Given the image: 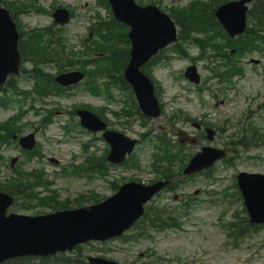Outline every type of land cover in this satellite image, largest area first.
<instances>
[{
    "label": "rangeland",
    "instance_id": "rangeland-1",
    "mask_svg": "<svg viewBox=\"0 0 264 264\" xmlns=\"http://www.w3.org/2000/svg\"><path fill=\"white\" fill-rule=\"evenodd\" d=\"M4 1L29 2L45 11L37 14L35 11L30 10L31 12L28 13L17 14L20 17L21 28L25 32L34 28L45 29L49 27L52 21L50 14L56 8L72 11L73 18L69 24L62 27L56 26L53 30L58 31V34L66 39V45L72 46L76 54L83 53L79 48L80 38H83L89 31V27L93 23V16L97 13L101 19L108 20L107 11L97 6V0ZM142 1L144 3L158 2L161 10L170 12L175 7H188L195 0ZM200 1L205 4L208 3V0ZM251 6L252 4H249L250 8ZM191 11H198V8ZM17 12L22 13L23 11L17 10ZM247 24L249 25V22ZM261 34L264 35V31ZM202 37L203 35L200 34H190L192 39ZM184 46L190 57L198 55L199 51L194 45L185 43ZM165 57H169L170 60H161L156 67L148 68L151 76L159 85L157 98L162 104L163 116L157 123L148 122L146 128L138 122H128L127 125L122 124L123 120L111 115V111L120 109L121 104L107 103L105 98L90 94L88 92L89 86L86 85L87 81H84L70 91L68 95L50 96L43 101H33L31 99L26 101L24 104L25 110L30 107L38 110L43 109L38 114L27 110L29 113L22 121V124L25 125L22 134L35 133L38 152L41 157L35 156L31 160H26L24 156L20 155L15 168L26 171H36L43 168L45 175L42 174V177L48 181L49 188L55 190L60 200L72 199L79 194L90 191H94L99 196H109L112 193V187L110 184H106V180L125 183L128 182V179H138L146 184L155 177L151 170V148L147 143H143L138 148L137 154H135V158L140 162L139 170L111 169L106 177H94L93 180L62 175V169L66 164L70 165L71 153H78L80 143L89 141L94 137L85 132L81 133L79 129H76L73 124L76 123L77 117L76 115H70L69 111L72 106L80 104L93 109H101V111L103 107H106L107 111H110H103L102 113L111 123L113 129L133 138L138 137L146 129H152L154 134L157 133L158 125H161L163 129H167L166 131L169 133V130L179 128L181 126L179 123L182 120L177 121L176 126L172 127L169 124V118L175 116L176 112L180 110L187 113L191 118L205 120L210 123L211 128L217 132L211 146L221 148L232 142L229 156H234V158L231 163L225 165L221 162L215 166L216 169L212 179L199 175L180 185L176 192L180 200L190 196L194 198L189 215L181 220V229H168L153 234L150 239L140 240L138 243L135 241L130 242L132 244L114 241L104 246L98 244L83 245L80 250L81 262L75 264H87L86 255L100 256L123 264H264V229L254 235L253 238L245 239L238 246L232 245L221 224L223 221L232 220L235 213H238L239 217H243L244 215L241 213L243 208L238 201H232L229 204L228 201L231 199L223 200L220 196H214L213 194L214 191L221 192L224 189L231 188L235 175L240 171L264 174L263 147H251L247 143L245 148L241 149L239 146L233 145L234 134L242 127L264 130V68L262 69V66L256 68L248 64L250 59H257L264 63V56L258 53L244 56L241 60L244 75L241 78H235L233 87L227 92H219V89L217 90L218 84L214 81L205 84L206 87L215 90L219 94V98H223V95H225L227 102L219 108H214L215 100L210 92L204 91L200 94L183 79V71L191 63L189 59L179 58L175 50L162 53L161 59ZM196 64L200 75L203 77L202 79L206 78L209 74L208 60H200ZM30 69L31 67L28 64L27 70ZM44 71L52 75L55 74L54 67H45ZM16 79L21 89L31 90L33 83L27 81L24 75L20 74ZM114 95L119 96L117 93H114ZM16 110L15 105L8 109L0 108V122L16 114ZM44 111H53L55 114L52 123L45 130L39 126L40 114L43 115ZM63 126H68L69 131L74 128L73 135L61 139V133L64 132ZM184 128L186 131L188 130V127ZM95 143L99 149L90 147L89 152L96 150L95 154L99 156L102 153L103 145L98 142V139ZM201 145H208V143L203 139L198 146L187 147L186 150L191 155L198 151ZM231 150H236V154H232ZM3 155L4 164L9 163L11 158L18 155V149L15 146H10L4 149ZM50 158L57 160L58 163L49 162ZM80 160L77 159L76 162ZM4 164L0 165V179L3 184L13 177L12 172L8 171ZM195 191H198L197 196H193ZM172 195L173 193L163 192L150 205L153 207L179 205V202H173ZM217 198L219 199L218 202L212 203ZM12 211L14 212V210ZM34 212L30 211L27 214H33ZM43 212L46 213L48 210ZM129 234L131 233L129 232Z\"/></svg>",
    "mask_w": 264,
    "mask_h": 264
},
{
    "label": "water",
    "instance_id": "water-1",
    "mask_svg": "<svg viewBox=\"0 0 264 264\" xmlns=\"http://www.w3.org/2000/svg\"><path fill=\"white\" fill-rule=\"evenodd\" d=\"M110 2L116 18L132 27L130 33L132 59L127 75L136 74L141 63L158 49L174 40L172 26L167 19L159 16L152 8L137 9L131 0H110ZM235 6L238 5H234L232 9ZM226 9L227 7L220 9L217 16L225 28L231 32V36H234L239 31L234 23L226 21V14L223 13ZM232 9V13L237 12V10ZM225 13H229V11ZM59 15L61 14L56 13L54 16L57 17ZM16 40L17 35L14 25L9 20L8 14L0 10V82H3L8 74L17 73ZM138 78L140 86L137 83H134V85L140 104L143 106L146 102L153 103L151 87L147 84L144 77L139 75ZM191 80L196 81L194 75ZM83 116L87 117L86 114H83ZM89 116L92 118L91 115ZM83 123L92 127L87 120L83 119ZM215 153V156L209 162L210 164L207 161L203 165L198 164L197 159L203 155L195 157L187 169V174L190 175L203 168L210 167L216 160L222 158L220 152ZM244 187L247 204L251 207L250 210H253L252 207L260 210L264 206V179L261 177L257 179L247 178L244 182ZM155 191L156 189L144 190L140 187H137L136 190L132 189L121 197L118 196L111 199L110 202L117 201L111 209L113 211L116 209V211H122L126 214L132 213L131 219H136L141 214L142 205ZM8 204L9 202L6 198L3 200L0 197V261L9 257L47 255L57 250L70 249L85 237H99L96 236L98 232L94 233L93 229L86 228L85 225H99L110 216V213L104 212L97 219L87 220L86 216H81V213L74 212L52 215L48 218H41L38 221L18 216L3 218L2 221L1 213L2 215L4 214ZM118 226V222L113 220L105 225V229L112 228L116 230Z\"/></svg>",
    "mask_w": 264,
    "mask_h": 264
},
{
    "label": "trees",
    "instance_id": "trees-1",
    "mask_svg": "<svg viewBox=\"0 0 264 264\" xmlns=\"http://www.w3.org/2000/svg\"><path fill=\"white\" fill-rule=\"evenodd\" d=\"M199 8L202 10V13H203L204 12L203 8L202 7H199ZM263 9H264V3H263ZM185 18H187V19L190 20V22H189V25L190 26H203L204 25L202 22H200L201 17L198 16V15H196V16L193 17V14L187 13ZM119 35H120V38H122V35L121 34H119ZM108 38H109V36H106L105 37V40H107ZM121 40H123V43H124L125 47H119V45H117L116 43L113 46L115 47V50H117V51H119L121 53L122 60H123L124 59L123 57L126 56V53L128 54L127 40H126L125 34H124V36H123V38ZM249 42L252 43L253 42L252 39H250ZM102 48H105V46H102L101 49ZM108 50H111V49H108ZM48 60L49 59H45L44 61H48ZM124 61H125V59L123 61H120L117 64V67L115 65L112 67L115 70V73L117 75H119V76L121 75V70L124 68V65H125L124 64ZM108 66L111 67V65H108ZM103 71L104 72H107V68H104ZM55 204L57 206H60L61 205L60 203H58L56 201H55ZM58 208H60V207H58Z\"/></svg>",
    "mask_w": 264,
    "mask_h": 264
}]
</instances>
